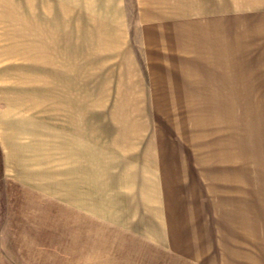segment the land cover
Returning <instances> with one entry per match:
<instances>
[{"label": "rangeland", "instance_id": "374dc122", "mask_svg": "<svg viewBox=\"0 0 264 264\" xmlns=\"http://www.w3.org/2000/svg\"><path fill=\"white\" fill-rule=\"evenodd\" d=\"M211 2L0 0V264H264V0Z\"/></svg>", "mask_w": 264, "mask_h": 264}, {"label": "crops", "instance_id": "0c3cea01", "mask_svg": "<svg viewBox=\"0 0 264 264\" xmlns=\"http://www.w3.org/2000/svg\"><path fill=\"white\" fill-rule=\"evenodd\" d=\"M198 1H202V0H198ZM231 1V3H230V5L233 7L234 5H240V6H243V5H250L251 3H249V4H243V3H233L232 1L233 0H230ZM212 6H214V7H221V5H222V0H212V2L210 3ZM262 4H263V2H262ZM203 6H206V5H208V3H206L205 2V4H202ZM248 7V6H247ZM238 11L236 10V13H237ZM221 17V14L220 15H218V17ZM150 24H152V21H150L149 22ZM236 53V52H235ZM237 54V53H236ZM237 57H238V54L237 55H233V65H237Z\"/></svg>", "mask_w": 264, "mask_h": 264}]
</instances>
